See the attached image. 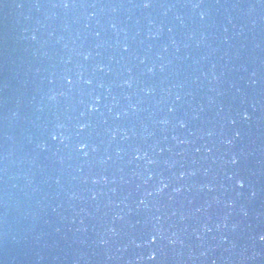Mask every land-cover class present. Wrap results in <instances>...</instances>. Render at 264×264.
Here are the masks:
<instances>
[{
    "label": "water",
    "instance_id": "95a60500",
    "mask_svg": "<svg viewBox=\"0 0 264 264\" xmlns=\"http://www.w3.org/2000/svg\"><path fill=\"white\" fill-rule=\"evenodd\" d=\"M0 264H264V0H0Z\"/></svg>",
    "mask_w": 264,
    "mask_h": 264
},
{
    "label": "snow or ice",
    "instance_id": "6c2138e0",
    "mask_svg": "<svg viewBox=\"0 0 264 264\" xmlns=\"http://www.w3.org/2000/svg\"><path fill=\"white\" fill-rule=\"evenodd\" d=\"M145 6H149L148 4H145ZM243 185L241 184V187H242ZM153 259H154V257H153Z\"/></svg>",
    "mask_w": 264,
    "mask_h": 264
},
{
    "label": "clouds",
    "instance_id": "9594fccd",
    "mask_svg": "<svg viewBox=\"0 0 264 264\" xmlns=\"http://www.w3.org/2000/svg\"><path fill=\"white\" fill-rule=\"evenodd\" d=\"M145 7H147V6H145Z\"/></svg>",
    "mask_w": 264,
    "mask_h": 264
}]
</instances>
